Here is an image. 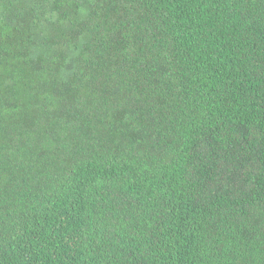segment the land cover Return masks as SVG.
Returning a JSON list of instances; mask_svg holds the SVG:
<instances>
[{
  "label": "trees",
  "instance_id": "1",
  "mask_svg": "<svg viewBox=\"0 0 264 264\" xmlns=\"http://www.w3.org/2000/svg\"><path fill=\"white\" fill-rule=\"evenodd\" d=\"M0 264H264V0H0Z\"/></svg>",
  "mask_w": 264,
  "mask_h": 264
}]
</instances>
